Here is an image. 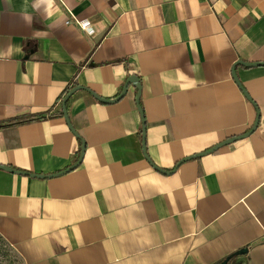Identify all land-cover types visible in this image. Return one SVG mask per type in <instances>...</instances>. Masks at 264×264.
<instances>
[{
    "label": "crops",
    "instance_id": "0c3cea01",
    "mask_svg": "<svg viewBox=\"0 0 264 264\" xmlns=\"http://www.w3.org/2000/svg\"><path fill=\"white\" fill-rule=\"evenodd\" d=\"M240 61L264 63V0H0V239L23 264H264V65ZM134 76L145 141L135 84L76 92L70 129L68 88Z\"/></svg>",
    "mask_w": 264,
    "mask_h": 264
},
{
    "label": "water",
    "instance_id": "95a60500",
    "mask_svg": "<svg viewBox=\"0 0 264 264\" xmlns=\"http://www.w3.org/2000/svg\"><path fill=\"white\" fill-rule=\"evenodd\" d=\"M237 64L244 65V66H249V67L262 66V65H264V63H245V62H241V61L238 62ZM233 76H234L235 80L237 81L238 85L241 87V83H240V81H239V79H238V77H237L235 71H234V73H233ZM130 84H135L136 87L138 88V94H137V105H138V109H139V112H140V114H141L142 121H143V140L145 141V119H144V115H143L142 108H141V106H140L141 84H140V82H139L138 77H136V76L131 77V78L128 80V82H127V84L125 85V87H124L123 92L121 93V95H120L118 98L113 99V100L104 99V98H102V97L96 95L94 92H92V91H90V90H88V89H86V88H84V87H80V86H78V87L73 88V89H72V90L66 95V97H65V99H64V101H63V113H64L65 119H66L67 124H68V126L70 127V129L76 134V131H75V129H74L72 123H71V120H70V117H69V114H68V109H67V102L69 101V99H70V98H71L76 92H78V91H80V90H87V91H88V92H89V93H90V94H91L96 100H98L99 102L106 103V104H112V103L119 102L121 99H123V98L125 97V95H126V93H127V91H128V87H129ZM243 90H244V89H243ZM244 94H245V96H246L247 99H250V97H249V95H248V93H247L246 91H244ZM258 122H259V120L256 121L255 125L252 127V129H251L248 133H245L244 135H241V136H239V137H233V138H231V139H228L227 141H225V142H223V143H221V144H219V145L213 147V148L210 149L209 151H206V152L199 153V154L193 155V156H191V157H188V158L184 159L183 161H181L180 163H182V162H184V161H188V160L194 159V158H199V157L205 156V155H207V154H209V153H212V152H214V151L220 149V148L223 147V146L229 145V144H231V143H233V142H235V141H237V140L244 139V138L250 136V135L255 131L256 127L258 126ZM85 149H86V146H85V143L83 142V143H82V151H81V155H80V158H79L78 162H77L75 165L69 167L66 171H64V172H62V173L72 171V170H74L75 168H77V167L81 164L82 159H83L84 154H85ZM180 163H179V164H180ZM0 168H1V169H4V170H7V171H12V172H14V171H13L12 169H10L9 167L0 166ZM157 169H158L159 171H161V172L166 173V171L163 170V169H160V168H157ZM62 173H61V174H62ZM33 176H34V177H41V178L46 177V176H43V175H33ZM243 253H246V251H240V252H238L237 254H238V255H241V254H243ZM229 261H230V258L226 259V260L223 261L221 264H228Z\"/></svg>",
    "mask_w": 264,
    "mask_h": 264
},
{
    "label": "rangeland",
    "instance_id": "374dc122",
    "mask_svg": "<svg viewBox=\"0 0 264 264\" xmlns=\"http://www.w3.org/2000/svg\"><path fill=\"white\" fill-rule=\"evenodd\" d=\"M0 264H23L14 250L0 239Z\"/></svg>",
    "mask_w": 264,
    "mask_h": 264
},
{
    "label": "trees",
    "instance_id": "16d2710c",
    "mask_svg": "<svg viewBox=\"0 0 264 264\" xmlns=\"http://www.w3.org/2000/svg\"><path fill=\"white\" fill-rule=\"evenodd\" d=\"M75 87H77L76 83L71 88H68L65 91L64 96L67 95ZM44 118H45L44 115H37V116H31V117H25V118H18V119H13V120L9 121L8 124H10L12 126H16V125H20V124H24V123H28V122H34V121L43 120ZM2 126H0V127H2Z\"/></svg>",
    "mask_w": 264,
    "mask_h": 264
},
{
    "label": "built area",
    "instance_id": "2783aa9c",
    "mask_svg": "<svg viewBox=\"0 0 264 264\" xmlns=\"http://www.w3.org/2000/svg\"><path fill=\"white\" fill-rule=\"evenodd\" d=\"M78 26L89 36H93L96 33L94 26L89 20L79 21Z\"/></svg>",
    "mask_w": 264,
    "mask_h": 264
}]
</instances>
